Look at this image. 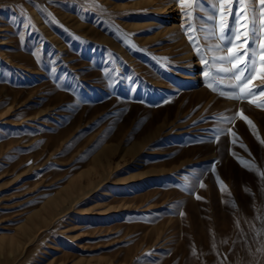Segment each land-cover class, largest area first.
Instances as JSON below:
<instances>
[{
    "label": "rangeland",
    "instance_id": "374dc122",
    "mask_svg": "<svg viewBox=\"0 0 264 264\" xmlns=\"http://www.w3.org/2000/svg\"><path fill=\"white\" fill-rule=\"evenodd\" d=\"M181 10L0 0V264H240L250 214L264 239V97L208 87Z\"/></svg>",
    "mask_w": 264,
    "mask_h": 264
},
{
    "label": "snow or ice",
    "instance_id": "6c2138e0",
    "mask_svg": "<svg viewBox=\"0 0 264 264\" xmlns=\"http://www.w3.org/2000/svg\"><path fill=\"white\" fill-rule=\"evenodd\" d=\"M176 2L182 6V17L188 18L186 23H182L181 28L201 59L205 68L203 75L209 81L208 87L229 99L243 100L257 93L264 97V40L259 47L256 46V41L259 38L257 34L264 30V0H255V3L259 5V24L257 23V8L253 6V0H207V9L203 6L204 0H176ZM184 6H188V9ZM202 11H206L207 15L200 17L199 13ZM201 19L204 23H199ZM201 39L204 41L214 39L217 42L201 45ZM125 42L130 43L127 39ZM131 46L135 47V45ZM224 47H228V52L225 55H213L211 58L205 55V52H222ZM258 52L261 67L255 79L261 81L259 85L251 83L253 71L257 65ZM217 62L220 64L230 63L232 66L216 67ZM213 69L216 73L230 74L227 77L226 85L223 76L219 79L214 77ZM221 85L231 88L233 91L225 93ZM236 89L239 90L236 91ZM249 102L259 108H264V100H250ZM238 115L252 128H255L253 122L242 111ZM225 119L229 118L225 117ZM229 131L232 130L229 129ZM232 135L235 137L236 133L232 132ZM235 142L233 140V143ZM241 162L247 167H255L254 164ZM200 186L204 187L205 185L201 184ZM197 198L200 199V197Z\"/></svg>",
    "mask_w": 264,
    "mask_h": 264
},
{
    "label": "bare ground",
    "instance_id": "6f19581e",
    "mask_svg": "<svg viewBox=\"0 0 264 264\" xmlns=\"http://www.w3.org/2000/svg\"><path fill=\"white\" fill-rule=\"evenodd\" d=\"M189 55V54H188ZM187 55V56H188ZM192 62V61H191ZM193 63V62H192ZM188 64V63H187ZM188 69V68H187ZM193 73V72H192ZM191 75V74H190ZM191 79H196V76L194 77L193 75L190 76ZM189 79V78H188ZM194 79V80H195ZM193 81V80H192ZM240 127V126H239ZM241 130V129H240ZM243 130H244V127H243ZM242 130V131H243ZM244 132V131H243ZM242 132V133H243ZM245 133V132H244ZM248 136V135H247ZM263 156V155H262ZM264 162V161H263ZM259 163V162H258ZM262 164V163H261ZM264 165V164H263ZM233 166V165H232ZM225 167V166H224ZM231 167V166H230ZM227 168V167H226ZM225 169V168H224ZM230 170V169H229ZM250 170V168H249ZM256 170V169H255ZM252 172V170H250ZM243 172V171H242ZM233 173V172H232ZM255 173V172H254ZM259 173V172H258ZM263 173V172H262ZM224 174V173H222ZM229 174V173H228ZM226 175V174H225ZM246 175V174H245ZM256 175V174H255ZM254 175V176H255ZM263 175V174H262ZM247 176V175H246ZM257 176V175H256ZM264 176V175H263ZM221 177V176H220ZM226 177V176H225ZM241 177V176H240ZM242 177H243V174H242ZM260 177H261V174H260ZM222 178V177H221ZM252 177L249 176V179H251ZM223 179V178H222ZM233 179V178H232ZM241 179V178H240ZM253 179V178H252ZM235 180V179H233ZM237 180V179H236ZM235 180V181H236ZM256 180V179H255ZM210 181V179H209ZM230 181V180H229ZM235 181H231L232 183L236 184ZM217 183V182H216ZM231 183V184H232ZM257 183V182H256ZM212 184V182H211ZM210 184V186H211ZM250 184L251 181H250ZM237 185V184H236ZM258 185V184H257ZM209 186V185H208ZM213 187V185H212ZM211 187V188H212ZM240 186L238 185V188ZM250 187V186H249ZM213 190V189H212ZM215 191V189H214ZM213 191V193H214ZM216 192V191H215ZM241 192V190H240ZM210 194V192H209ZM232 194H234L232 192ZM240 194V193H239ZM229 196V195H228ZM233 196V195H232ZM213 197V196H211ZM211 197H210V200H211ZM215 197H216V194H215ZM237 197V196H236ZM214 199V198H213ZM221 200V198H220ZM236 200V199H235ZM231 201V200H229ZM238 202V201H237ZM253 202V201H252ZM251 202V203H252ZM209 203V202H208ZM249 203V202H248ZM203 203H201L202 205ZM223 204V203H221ZM233 204V203H232ZM250 204V203H249ZM205 204H203L204 206ZM224 205V204H223ZM234 205V204H233ZM218 206V205H217ZM227 206V205H226ZM231 206V204L229 203V207ZM251 206V205H250ZM206 207V206H205ZM209 207V206H208ZM219 207V206H218ZM217 207V209H218ZM228 207V206H227ZM233 207V206H232ZM230 207V208H232ZM204 208V207H203ZM207 208V207H206ZM205 209V208H204ZM225 209V208H223ZM233 209V208H232ZM237 209V205H236V208ZM226 210V209H225ZM228 211V210H227ZM234 211V210H233ZM238 211V210H237ZM242 211V210H241ZM225 212V211H223ZM231 212V211H230ZM263 212V211H261ZM218 214V213H217ZM228 214V213H227ZM227 214H226V217H227ZM215 215V214H214ZM225 216V215H224ZM235 219H236V216H235ZM256 216L254 214H250V215H245L243 216L242 218V221L240 220L239 222L236 220H232L233 222V228H235V236H233L234 238V248H233V253L236 254V258H240L241 260V263L240 264H264V239L262 241H260L259 239V230H258V225L256 224ZM261 220V219H260ZM223 221H227V220H223ZM230 221V220H229ZM259 221V220H257ZM212 222V221H211ZM221 223V221H220ZM224 223V222H223ZM212 224V223H211ZM227 224V223H226ZM223 225V224H222ZM227 226V225H225ZM224 226V227H225ZM212 229H213V226H211ZM223 227V226H222ZM210 229L209 228V233H210ZM214 230V229H213ZM233 230V229H232ZM220 231V230H219ZM227 231V230H226ZM213 232V231H212ZM233 233V232H232ZM261 233V232H260ZM215 235V234H214ZM227 235V234H226ZM232 235V234H231ZM207 236V235H206ZM211 237V236H210ZM216 237V236H215ZM213 236V239L215 238ZM220 239V237H219ZM231 239H232V236H231ZM210 240V239H209ZM223 240V239H222ZM231 241V240H230ZM215 242V241H213ZM220 242V241H219ZM218 242V243H219ZM224 242V241H223ZM228 242V241H227ZM210 244V243H209ZM213 246V244H212ZM221 246V244H220ZM219 246V247H220ZM210 247V246H209ZM232 247V246H231ZM227 248V246H226ZM221 249V248H220ZM222 250V249H221ZM230 250V249H229ZM220 255V254H219ZM222 255V254H221ZM229 255V254H228ZM210 257V256H209ZM219 257V256H218ZM211 258V257H210ZM209 258V259H210ZM234 258V257H233ZM226 261V259H225ZM209 262V261H208ZM227 262V261H226ZM238 262V261H237ZM235 263V261H234ZM239 263V262H238ZM203 264V263H202ZM207 264V262H206Z\"/></svg>",
    "mask_w": 264,
    "mask_h": 264
}]
</instances>
